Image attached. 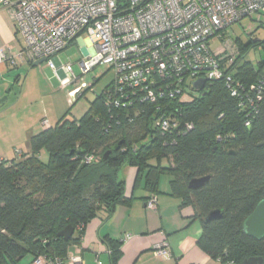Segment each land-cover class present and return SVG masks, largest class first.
Returning a JSON list of instances; mask_svg holds the SVG:
<instances>
[{
	"label": "trees",
	"instance_id": "obj_1",
	"mask_svg": "<svg viewBox=\"0 0 264 264\" xmlns=\"http://www.w3.org/2000/svg\"><path fill=\"white\" fill-rule=\"evenodd\" d=\"M234 41L238 54L232 77L248 85L264 72V59L253 64L244 55L261 41ZM110 85L80 118L64 114L54 124L42 125L29 137L28 152L0 162V264H19L25 255L33 260L65 256L71 244L79 243L88 221L110 219L116 206L127 201L119 175L124 166L136 168V181L142 178L151 195L158 192L161 174L171 176V193L182 205L194 207L203 230L197 243L212 258L240 264L261 256L264 264V236L255 239L243 230L244 219L264 198V89L248 126L247 109L222 79L205 82L193 90V98L173 100L168 108L180 122L193 124L173 142L153 127V109L147 105L109 108L105 92ZM42 150L48 153L46 162L40 159ZM91 154L95 159L84 162ZM204 176L209 178L199 188L188 186ZM215 209L222 216L205 221ZM67 225L74 232L64 240L57 234ZM103 240L115 264L121 241Z\"/></svg>",
	"mask_w": 264,
	"mask_h": 264
},
{
	"label": "built area",
	"instance_id": "obj_2",
	"mask_svg": "<svg viewBox=\"0 0 264 264\" xmlns=\"http://www.w3.org/2000/svg\"><path fill=\"white\" fill-rule=\"evenodd\" d=\"M0 8L9 11L24 42L19 57L29 61L46 57L54 73L57 67L51 58L85 33L93 52L79 61L81 75L98 64L108 65L114 76L105 92V104L109 108L147 105L153 109V127L173 142L193 124L180 122L168 107L173 100L191 98L186 91L193 90L191 84L198 79H222L238 98V105L247 109V126L262 99L264 72L248 85L232 77L238 49L225 32L247 16H256L258 22L264 17V0H0ZM211 38L219 40L218 49L210 48ZM8 58L0 48V61ZM62 68L67 77L60 80L61 88L76 84L68 90L73 102L86 84L70 63ZM41 124L50 125L45 116ZM15 155L20 157L21 152L16 150ZM94 159L91 154L83 161ZM145 206L157 210L156 196L150 195ZM129 236L125 234L123 239ZM153 254L168 256L167 242L156 245ZM46 264L84 263L70 253L46 258Z\"/></svg>",
	"mask_w": 264,
	"mask_h": 264
},
{
	"label": "crops",
	"instance_id": "obj_3",
	"mask_svg": "<svg viewBox=\"0 0 264 264\" xmlns=\"http://www.w3.org/2000/svg\"><path fill=\"white\" fill-rule=\"evenodd\" d=\"M85 41H88L87 37ZM71 43L79 44L85 54L93 52L92 49L87 50L84 47L81 35ZM23 47L24 42L16 31L15 22L9 11L0 8V48H4L6 55L9 56L8 59L0 61L1 159L14 158L16 150L28 152L29 137L42 129L43 117H39L38 107L34 109V102L38 101L42 94L39 85L34 83V78L31 77V71L34 69L24 73V67L28 64L33 66L34 61L19 57L18 54ZM52 60L56 65L55 58ZM56 74L60 80L64 79L58 70ZM81 82L86 84V87L80 90V94L73 102L69 101L68 90L75 89L76 84L71 83L64 89L68 110L84 95L85 90L91 87L82 79ZM59 85L61 88L60 81ZM47 116L45 117L51 125L62 117L59 116L56 120L55 116L52 119L48 113ZM136 173L135 167L121 168L119 175L124 180L127 201L116 206L110 219L104 221L94 217L88 221L79 243L71 244L66 254L78 255L84 264H111L109 250L103 240L104 237H108L121 241L122 254L115 264H222L219 259L212 258L202 250L197 243L203 230L194 207L182 205L181 198L171 193L169 182L168 186L160 188L161 176L168 173H163L159 177L158 192L155 193L157 200L155 211L146 208L145 201L151 193L145 190L142 178L136 181ZM125 234L130 236L123 239ZM162 241L167 242L169 251L168 256L164 258L153 254L155 246ZM29 262L46 264V259L41 257L37 262L31 256Z\"/></svg>",
	"mask_w": 264,
	"mask_h": 264
},
{
	"label": "rangeland",
	"instance_id": "obj_4",
	"mask_svg": "<svg viewBox=\"0 0 264 264\" xmlns=\"http://www.w3.org/2000/svg\"><path fill=\"white\" fill-rule=\"evenodd\" d=\"M225 36L227 38H231L232 40L239 39L242 43H246L250 40L261 41L260 44H257L248 50V52L244 55V60L255 64L257 61L264 59V17L261 18L260 22H257L256 16H247L228 27L226 29ZM85 38L86 34L82 33L81 39L84 43V47L87 50L92 49V47L90 48L88 41H85ZM210 48L214 50L218 49L219 40L211 38ZM84 55L85 53L79 44L71 43L63 50H60L51 59L55 58L57 70L60 75L66 79L67 74L63 70L62 66L66 63H70L75 75L79 76L81 75L79 61L84 58ZM29 69H34L31 71V77L34 78V83L36 82L39 85V89L42 94L40 96L41 98L34 102L36 106H34V109L38 107L39 112L38 110L36 111L39 113L40 118L44 116L48 117V113V115L51 116V119L55 116L56 120L59 116H63L64 114L67 119L80 118L87 110L89 103L101 92L102 89L105 88L106 85L109 84V82H111L114 76L113 70L105 64H98L89 72L82 74L81 79L91 87L86 89L84 95L78 98L73 107L68 110L69 105L66 102V90L60 88L59 76L53 72V69L50 68L46 62L35 66L28 64V66L24 67V73ZM186 94L193 98L197 95V92L187 89ZM43 109L45 110L43 111ZM147 139L148 137L145 140ZM40 159L45 162L47 161L48 153L45 150L41 151ZM170 179V175L163 174L161 176L160 188L168 186ZM30 257V255H25L19 260V264H32L29 262Z\"/></svg>",
	"mask_w": 264,
	"mask_h": 264
},
{
	"label": "water",
	"instance_id": "obj_5",
	"mask_svg": "<svg viewBox=\"0 0 264 264\" xmlns=\"http://www.w3.org/2000/svg\"><path fill=\"white\" fill-rule=\"evenodd\" d=\"M45 61H46V57H42L35 60L32 63V65L35 66ZM204 82H205L204 79H198L192 82L191 88L197 91L200 87L203 86ZM111 152L112 149L105 151L101 155L100 160L101 161L106 160ZM208 178L209 176L191 179L189 181L188 186L191 189L199 188ZM221 216H222V211L220 209H215L210 211L206 215L205 221L217 219L220 218ZM243 230L247 235L255 239H261L264 236V198L258 201L252 212L244 219ZM73 232H74V227L72 225H67L64 229L58 232L57 235L59 237H62L64 240H67L72 236ZM262 261L263 259L261 256H251L243 259L240 264H261Z\"/></svg>",
	"mask_w": 264,
	"mask_h": 264
}]
</instances>
